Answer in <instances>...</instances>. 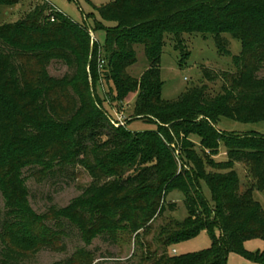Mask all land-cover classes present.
I'll use <instances>...</instances> for the list:
<instances>
[{
    "label": "trees",
    "instance_id": "16d2710c",
    "mask_svg": "<svg viewBox=\"0 0 264 264\" xmlns=\"http://www.w3.org/2000/svg\"><path fill=\"white\" fill-rule=\"evenodd\" d=\"M22 1L0 0V7ZM99 12L112 23L92 28L103 30L101 44L92 42L90 28L46 0L22 19L0 24V264H22L43 249L63 253L72 230L84 246L51 264H101L87 247L96 238L117 243L123 224L135 234L128 264H226L229 253L264 264V250L243 247L247 240H264V209L250 193L254 187L264 191V135L217 128L222 118L264 121V0H113ZM195 33L213 35L218 52L226 54L222 34L240 40L241 52L232 56L235 71L204 70L207 80H222L213 96L207 84H196L163 100L165 39L182 49L183 35ZM137 46L147 64L134 77L128 71ZM54 61L67 67L62 77L50 75ZM130 97L132 118L116 128L112 108L120 110ZM135 119L155 128L131 131L127 126ZM220 144L226 159L215 161ZM235 163L245 164L253 180L245 191ZM77 166L93 180L109 182L85 187L65 207L34 211L24 169L42 182ZM174 191L182 194L186 217L154 228L158 246L151 249L142 235L176 209L168 200ZM203 229L212 239L208 249L170 253Z\"/></svg>",
    "mask_w": 264,
    "mask_h": 264
},
{
    "label": "rangeland",
    "instance_id": "374dc122",
    "mask_svg": "<svg viewBox=\"0 0 264 264\" xmlns=\"http://www.w3.org/2000/svg\"><path fill=\"white\" fill-rule=\"evenodd\" d=\"M42 0H24L11 7H0V24L14 22L22 19L35 4ZM60 12L78 24H83L90 28V36H93L98 43L103 42V30H92L95 23L100 22L104 26L112 25L110 22L102 21L99 9L113 0H46ZM222 36L228 41V52H218L214 36L211 34H184L182 42L184 48H175L172 37L165 39L162 54L160 57V74L162 80L161 98L163 100H175L186 89L193 85L207 84L208 94L215 95L222 84V80L215 77L213 80L204 78V70L212 75L220 74L223 71H235L232 56L239 55L242 44L238 39L233 38L227 33ZM94 42V41H93ZM189 52L183 58L182 53ZM136 63L129 68V73L134 77H139L146 68V58L141 46L136 47ZM48 71L54 77H62L68 72L67 67L58 61L52 62ZM102 96V91H99ZM127 107H124L126 118L132 115L133 98L125 101ZM116 109V108H115ZM117 110V109H116ZM112 112V111H111ZM132 118V117H131ZM127 128L131 131L152 130L155 126L143 122L141 119H135L128 124ZM217 128L225 132L238 134L259 133L264 135V121L253 123H242L229 118H222L217 123ZM195 139V138H194ZM196 140V139H195ZM178 154V151H175ZM226 159L224 145L220 144L215 161H224ZM235 170L240 180V191H245L253 182L248 168L243 163H235ZM33 169H24L23 175L26 179V185L29 190V202L37 213L45 212L50 206L65 207L72 199L80 195L83 189L90 185H103L109 181H95L87 171L81 166L74 169L69 168L62 173L51 175L42 182H37L31 175ZM203 195L212 205L211 194L208 187L200 182ZM251 196L256 200L262 209H264V191H259L255 187L251 190ZM168 200L175 202L176 209L173 212H165L162 218L153 223V227L142 238L151 249L158 246L153 238L156 237L154 228L165 224L169 220H182L186 217V210L182 202V194L179 191L172 192ZM4 214V202L0 194V224ZM77 232L72 230L68 238L65 239V252L57 253L49 249H43L37 252L33 257L25 259L22 264H51L53 262L67 258L75 248L84 246L83 242L77 237ZM218 236V231H214ZM135 234H130L127 224H123L119 232L118 241L111 244L96 238L87 248L96 253L97 261L101 264H128L127 259L133 254L135 244ZM211 236L206 229L201 230L195 237L182 241L172 248L171 254L182 255L206 250L211 245ZM144 244V247L145 245ZM244 249L248 252H257L264 250V240L251 239L244 242ZM171 248V249H172ZM139 254V253H138ZM138 257H136L137 261ZM226 264H253L238 254L229 253Z\"/></svg>",
    "mask_w": 264,
    "mask_h": 264
},
{
    "label": "built area",
    "instance_id": "2783aa9c",
    "mask_svg": "<svg viewBox=\"0 0 264 264\" xmlns=\"http://www.w3.org/2000/svg\"><path fill=\"white\" fill-rule=\"evenodd\" d=\"M92 42L95 41L96 39L91 36ZM103 61H99V67L103 65ZM124 107H127V104L124 102L123 106L120 110H116L115 108H112V116L110 117V122L114 127H120V126H125V121H126V116L124 114ZM174 252V250H172Z\"/></svg>",
    "mask_w": 264,
    "mask_h": 264
}]
</instances>
